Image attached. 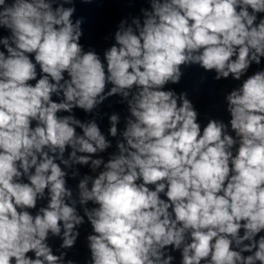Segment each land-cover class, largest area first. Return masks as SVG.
<instances>
[{"label":"clouds","instance_id":"1","mask_svg":"<svg viewBox=\"0 0 264 264\" xmlns=\"http://www.w3.org/2000/svg\"><path fill=\"white\" fill-rule=\"evenodd\" d=\"M71 3L0 0V264H76L85 225L84 264H264V0H150L103 56ZM192 66L235 82L227 121L166 88Z\"/></svg>","mask_w":264,"mask_h":264}]
</instances>
